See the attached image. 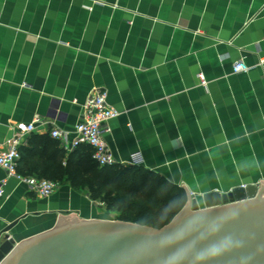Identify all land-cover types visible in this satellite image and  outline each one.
Wrapping results in <instances>:
<instances>
[{"label":"crops","instance_id":"0c3cea01","mask_svg":"<svg viewBox=\"0 0 264 264\" xmlns=\"http://www.w3.org/2000/svg\"><path fill=\"white\" fill-rule=\"evenodd\" d=\"M237 60L250 69L234 73ZM101 88L120 113L105 134L116 164L186 196L264 183V0H0V143L40 118L17 170L58 183L42 197L0 167V232L19 220L9 234L22 241L62 210L101 219L86 192L55 178L71 152L44 120L59 108L58 126L73 130Z\"/></svg>","mask_w":264,"mask_h":264},{"label":"water","instance_id":"95a60500","mask_svg":"<svg viewBox=\"0 0 264 264\" xmlns=\"http://www.w3.org/2000/svg\"><path fill=\"white\" fill-rule=\"evenodd\" d=\"M187 193L160 228L62 210L51 228L16 242L15 220L0 232V264H264V183Z\"/></svg>","mask_w":264,"mask_h":264},{"label":"trees","instance_id":"16d2710c","mask_svg":"<svg viewBox=\"0 0 264 264\" xmlns=\"http://www.w3.org/2000/svg\"><path fill=\"white\" fill-rule=\"evenodd\" d=\"M55 178L82 189L92 199L104 197L111 209L121 211L120 219L156 228L169 223L187 198L178 185L143 167L99 166L87 145L71 152Z\"/></svg>","mask_w":264,"mask_h":264},{"label":"built area","instance_id":"2783aa9c","mask_svg":"<svg viewBox=\"0 0 264 264\" xmlns=\"http://www.w3.org/2000/svg\"><path fill=\"white\" fill-rule=\"evenodd\" d=\"M250 69L243 60H237L232 64L234 73L247 72ZM200 79L206 84L204 74L200 73ZM107 91L98 89L92 93L86 101L81 104V118L73 130H66L58 126V122L63 121L65 113L59 108H53L44 118L46 123L55 125L51 128V135L63 142V147L67 152H72L81 145H87L92 149V158L99 166H110L116 164L105 134L111 128L108 122L120 113L111 106L107 99ZM57 103L59 100L56 101ZM40 118H35L31 122H18L10 135L4 142L0 143V167L7 171L8 177H17L24 181L30 190L39 196H51L58 188V183L46 178L36 176H22L18 173V161L21 157L20 148L26 138L32 134ZM5 180L0 182V196L3 195V185ZM194 194H190L192 197Z\"/></svg>","mask_w":264,"mask_h":264},{"label":"rangeland","instance_id":"374dc122","mask_svg":"<svg viewBox=\"0 0 264 264\" xmlns=\"http://www.w3.org/2000/svg\"><path fill=\"white\" fill-rule=\"evenodd\" d=\"M103 198L104 197L101 198V197L97 196V197H95V199H93L95 201V203L97 204V206L99 207V209H100V213L102 215L100 220L107 219V220H121V221H126V220L120 219V217H121V211H117V210L111 209L107 205V203L103 200ZM188 200H189V197L187 196L186 201H185L183 207L187 204ZM182 208L174 215V217L182 210ZM143 221H146V218H144Z\"/></svg>","mask_w":264,"mask_h":264}]
</instances>
